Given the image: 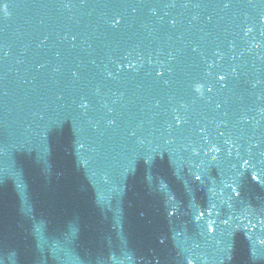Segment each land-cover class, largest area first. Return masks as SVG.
Returning a JSON list of instances; mask_svg holds the SVG:
<instances>
[{
	"label": "water",
	"instance_id": "95a60500",
	"mask_svg": "<svg viewBox=\"0 0 264 264\" xmlns=\"http://www.w3.org/2000/svg\"><path fill=\"white\" fill-rule=\"evenodd\" d=\"M0 264H264V0H0Z\"/></svg>",
	"mask_w": 264,
	"mask_h": 264
}]
</instances>
